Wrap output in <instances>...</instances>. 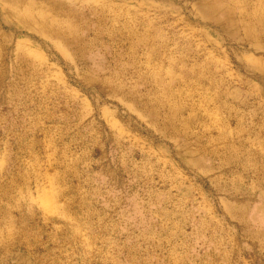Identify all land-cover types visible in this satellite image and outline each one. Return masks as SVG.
Instances as JSON below:
<instances>
[{"label": "rangeland", "instance_id": "obj_1", "mask_svg": "<svg viewBox=\"0 0 264 264\" xmlns=\"http://www.w3.org/2000/svg\"><path fill=\"white\" fill-rule=\"evenodd\" d=\"M0 264H264V0H0Z\"/></svg>", "mask_w": 264, "mask_h": 264}]
</instances>
